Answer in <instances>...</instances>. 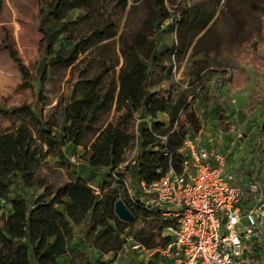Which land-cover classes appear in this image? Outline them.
Instances as JSON below:
<instances>
[{
  "label": "trees",
  "instance_id": "16d2710c",
  "mask_svg": "<svg viewBox=\"0 0 264 264\" xmlns=\"http://www.w3.org/2000/svg\"><path fill=\"white\" fill-rule=\"evenodd\" d=\"M2 4L0 0V11ZM127 4L128 0H54L39 19L45 55L51 64L69 69L71 79L67 92L46 110L51 103L43 94L48 79L44 68L34 106L14 108L22 117L19 125L12 131L0 128V264H57L59 257L70 252L74 228L82 222L85 238L100 252L117 253L127 229L139 220L154 219L140 206L132 205L129 197L124 199L123 190H119L125 182L121 171L133 169L134 181L146 183L160 177L158 169L164 172L171 165L179 171L181 155L177 149L188 137L187 124L194 132L200 129V121L184 94L174 97L171 91L158 86L171 78L174 60L183 57L206 27L208 19L203 10L194 8L171 14L162 0L154 3L158 25L174 30L178 38L175 47L157 57L143 35L131 39L120 35L115 40L116 18L125 12ZM73 9L80 12L71 19L68 13ZM95 15L100 17L97 27L76 33L80 23ZM61 35H66L69 46L55 49ZM3 47L9 49L5 43ZM14 59L20 74L28 78L27 68L17 56ZM241 59L256 67L257 72L264 68V60L255 51L242 52ZM91 70L92 75H88ZM201 70V66L196 67L194 75L198 76ZM226 84L230 91H237L245 87L246 80L239 73L230 76ZM139 112L150 125L141 122L135 135L134 116ZM159 113L168 117L166 124L156 120ZM156 136H165V143L161 144ZM135 137L137 163L118 171ZM74 158L82 167L86 164L84 170L90 171L99 194H94L80 177L84 173H76L71 161ZM48 159L67 173L74 167L72 177L58 187L47 184L37 170ZM104 175L110 182H102ZM13 177H20L28 189L43 190L30 202L19 195L9 198ZM113 185L116 188L110 189ZM118 198L135 216L133 223L115 216L113 205ZM5 203L9 204L7 215ZM134 240L146 249L164 247L169 242L168 237L161 243L154 234L143 232Z\"/></svg>",
  "mask_w": 264,
  "mask_h": 264
},
{
  "label": "rangeland",
  "instance_id": "374dc122",
  "mask_svg": "<svg viewBox=\"0 0 264 264\" xmlns=\"http://www.w3.org/2000/svg\"><path fill=\"white\" fill-rule=\"evenodd\" d=\"M157 1L128 0L129 7L116 18L115 40L120 35L127 39L143 35L147 44L153 45L157 57L175 47L178 42L176 32L161 28L155 20L154 3ZM53 3L54 0H3L0 11V128L3 131H12L22 120L14 108L34 106L44 68H47L48 79L43 94L51 103L46 110L55 106L59 96L67 92L70 70L50 63L49 56L44 53V34L39 30L40 17ZM162 4L171 14L202 9L204 18L208 19L206 27L196 35L183 57L174 60L172 76L164 81V89L171 91L174 97L184 94L190 110L200 121L197 132L187 124L188 136L198 137L204 148L220 150L225 156V169L234 171L242 182L256 181L264 185V68L257 72L256 67L241 59L242 52L255 51L264 60V0H162ZM79 12V9H73L68 16L74 19ZM99 24L100 17L95 15L80 23L76 33H87ZM65 38L66 35H61L54 48L60 45L67 48L69 42ZM4 43L9 49L3 47ZM14 56L27 68L28 78L18 71ZM165 60L166 56L163 57ZM198 66L202 70L195 76L193 71ZM239 73L245 77L246 85L230 91L226 80ZM88 75H92V70ZM206 126L209 127L208 135L202 131ZM134 133L136 135V129ZM135 140L136 137L130 149L135 148ZM74 164L80 174L84 173L81 162ZM74 167H70L67 173L48 159L40 165L37 175L47 184L58 187L72 177ZM121 173L125 174L127 185L123 182V188L119 190H123L122 195L127 199L126 189L135 194L138 181H134L133 169ZM102 182H110L109 177L104 175ZM114 188L116 185L110 187ZM42 190L28 189L20 177H13L9 198L19 195L30 202ZM8 212L9 204L5 203V215ZM139 232L152 233L161 243L165 238L162 223L154 219L135 222L125 234L134 239ZM260 240L264 255V232ZM133 256L138 264H144L145 260L148 264H175L170 255L158 252L151 257L135 253ZM76 257L78 264H84L82 257Z\"/></svg>",
  "mask_w": 264,
  "mask_h": 264
},
{
  "label": "built area",
  "instance_id": "2783aa9c",
  "mask_svg": "<svg viewBox=\"0 0 264 264\" xmlns=\"http://www.w3.org/2000/svg\"><path fill=\"white\" fill-rule=\"evenodd\" d=\"M141 122L150 125L135 116L134 129ZM156 137L165 143V136ZM177 153L181 155L179 171L171 165L164 172L158 169L160 177L151 183L139 181L135 194L126 187L130 203L162 223L168 244L146 249L124 234L122 248L146 256L168 254L175 264H264L260 242L264 185L242 182L234 171L225 169L223 153L204 148L198 137H186ZM136 157L137 139L117 170L135 166ZM88 187L99 194L95 184Z\"/></svg>",
  "mask_w": 264,
  "mask_h": 264
},
{
  "label": "crops",
  "instance_id": "0c3cea01",
  "mask_svg": "<svg viewBox=\"0 0 264 264\" xmlns=\"http://www.w3.org/2000/svg\"><path fill=\"white\" fill-rule=\"evenodd\" d=\"M129 7V5L127 4ZM164 81L158 86V88L164 89ZM137 118L145 119L141 112L135 115ZM134 116V117H135ZM158 117H161V122L166 124L168 122V117L165 114L159 113L157 114L156 120ZM208 126L204 127L202 131L204 134L208 135ZM72 161V160H71ZM74 163H79L75 162ZM84 166L86 164L84 163ZM79 174L78 170L76 171ZM84 177V181L89 184H96L94 179L90 177V171L84 170V175L80 176ZM84 223L77 225L74 228V235L69 243L70 252L66 255L61 256L57 259V264H78V260L76 256H82V260L84 264H138L136 261L135 254H140L137 252H132L130 250H126L125 248H121L117 253L113 252H100L88 239L85 238L83 233ZM81 230V232L78 231ZM262 232H264V227L262 228ZM141 256V255H140ZM151 257V256H146ZM144 264H148V260H145Z\"/></svg>",
  "mask_w": 264,
  "mask_h": 264
},
{
  "label": "water",
  "instance_id": "95a60500",
  "mask_svg": "<svg viewBox=\"0 0 264 264\" xmlns=\"http://www.w3.org/2000/svg\"><path fill=\"white\" fill-rule=\"evenodd\" d=\"M113 212L120 221L126 223H133L135 221V216L121 199H117L114 202Z\"/></svg>",
  "mask_w": 264,
  "mask_h": 264
}]
</instances>
